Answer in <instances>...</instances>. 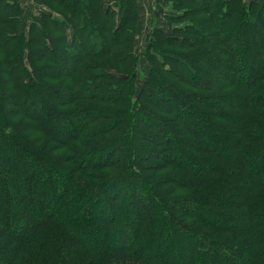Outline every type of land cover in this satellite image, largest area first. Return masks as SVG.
I'll list each match as a JSON object with an SVG mask.
<instances>
[{
	"label": "trees",
	"instance_id": "trees-1",
	"mask_svg": "<svg viewBox=\"0 0 264 264\" xmlns=\"http://www.w3.org/2000/svg\"><path fill=\"white\" fill-rule=\"evenodd\" d=\"M213 1H217L210 5V12L214 11L215 27H225L227 35L236 37L244 33L247 28L246 46L250 54L248 68L244 73L246 82L243 81V83L241 81L243 76L236 72L243 65L240 64L236 55L228 51L224 52L230 58L227 59L229 62L219 58L222 47L227 46L222 37H219L212 46L204 47V38L216 36L214 27L200 29L201 25L205 24L200 22L184 30L187 34L182 39L165 36L164 42L171 46L182 48L187 45L199 48L190 52L179 51L176 54L158 47L157 50L163 59L155 56L160 71L157 70V73L152 75L151 86H153L149 94L154 95L156 99L160 96L163 100H168L169 102H166L170 105L169 108L173 106L172 99L176 96L181 102V108L172 107V112L179 114L175 119L181 120V124L171 123L172 119H161L162 116L156 114L152 108L149 116L152 118L153 127H160L159 120L165 123L167 120L174 134L166 130L154 134L147 132L142 134L137 131L131 137V132H126L127 142L130 143L132 140L135 144L139 157L137 162H131L130 158L123 156L128 146L127 142L125 144L122 142V147L118 145L120 141L113 139L86 138L90 139L84 146L87 148H76L75 162L78 167L76 170L68 169V167L66 170L62 169L59 162L69 160L70 157L52 156L50 152H53V148L47 141H44L41 149L37 147L35 142L39 138L29 136V124L35 121L38 128L46 131L48 137H52L51 140L54 142L61 140L65 142L66 140L61 139L62 136L73 139L75 135H82L83 132L94 128L99 130V134L108 130V128H100L103 125L95 126L94 122L102 118L112 119L113 112L117 116L124 112L127 106L116 110L110 107H99L87 101V99L92 100L89 98L91 95L95 97L97 91L86 95V89L100 87V94L104 93L115 102L122 104L123 95L128 89V80L121 78L120 84L112 85L109 83L110 80L119 81L120 78L108 74L109 81H97L101 77L99 67L93 66L89 71L82 72L87 65L83 66V63L93 57L92 54L96 52H99L98 56L111 55V46L120 44L121 33L126 32L122 30V26L130 21L126 20L125 23L123 20L122 24L116 26L113 16L108 15V11L104 12L103 5L97 0L92 2L91 0H59L62 8L69 15L62 14L61 9L60 14L48 12L44 15L48 20L42 19V24L33 23L32 34L27 36L25 22L20 15H15L19 8L16 9L12 5L11 11L5 10L3 17L9 29L13 31L0 30V48L4 49L0 54L5 53V56L0 59L2 74H0V82L3 88L2 98L9 101L11 106L4 107L3 117L0 119V143L3 144L0 146V151L2 156H8L12 160L8 162L3 158L0 160V182L6 178L9 181L14 180L9 176L7 164L12 161L20 164L22 170H26L24 186L36 195L37 210L45 214L44 218L39 217L34 222L29 217L17 222L14 220L13 212L5 209L4 201L0 200L2 208H0V223L6 224L4 228L18 236L19 241L24 244L14 247L0 241V264H264V83H260L264 81L262 57L264 56V22L257 19L264 16V3L260 5L253 3L252 6L256 5L254 8L246 5L243 0H210V2ZM130 4L121 8L122 15L128 19L132 16ZM10 5L7 4V7ZM256 11L258 13H255ZM0 15H2L1 11ZM70 26L74 27L73 43L66 44L74 46L75 52L67 49L65 44ZM191 34L195 37L198 35L203 40L196 39ZM108 44L107 49L105 46ZM14 47L16 49H12ZM102 47L104 50L100 49ZM50 48L54 49L51 53ZM25 49L30 51L31 74L34 77V80L29 79L27 82L25 77L29 76V71L24 62ZM58 53L61 54V60L57 58ZM45 55H54L53 59L57 65L47 63L42 65L40 57ZM112 55L122 59L124 53L120 51L119 54ZM183 59L190 63L205 59L210 61V68L199 65L193 70L189 69L191 83L189 78L174 82L162 75L166 72L174 78L179 77L175 73L177 71L173 70L177 64L183 63ZM181 70L180 72H185ZM4 73L17 74L18 78L20 77V82L17 83L18 93H10L11 80L4 81ZM49 74L69 77V85L48 83ZM222 78L227 81V84ZM154 80L158 83L154 84ZM34 81L44 91L43 95H39L32 89ZM163 84L165 86H162ZM155 90L162 91L164 94L154 92ZM169 90L173 92V95L175 94L174 98L169 94ZM54 98L58 99L55 103L52 102ZM43 102L49 104L54 117L69 120L68 123L75 135H71L64 129L62 131L58 123L44 122L47 111L39 105ZM64 102L72 104L73 107L60 108L59 106H62ZM148 103L154 104L156 109L159 108L152 100ZM12 105L24 106L30 115L15 122L16 111ZM193 109L197 110L201 117L205 135L207 133V137L218 149L214 151L220 154L201 153L204 151L203 148L200 149L201 142L196 143L192 140L193 128H200L194 122ZM80 111L87 113L89 120H81ZM218 118L225 121L219 123ZM105 126L109 127V125ZM94 135L96 133L92 134ZM162 139L168 144L167 149L152 147L150 152L153 155H150L141 144V142L150 141L159 145ZM12 142L16 155L14 153L12 155L10 150ZM172 143L178 144L176 151L188 162L175 166L170 171L171 174L167 175L168 180L171 184L174 182L178 188L195 186V192L186 198L180 196L169 200L167 192L158 187L160 183L156 185V182L152 181L151 177L154 175L149 174V171L154 169V164L149 161L150 158H159V155L168 157L167 161H172L175 157L171 149ZM118 148L122 151L120 157L122 159L118 162H125L119 170L123 172L121 177L111 178V180L109 178L106 183L99 184L98 189L88 187V190L82 186L78 187L82 184L80 182L77 184L74 180V172L79 170L90 172L89 169H102L103 166H108V160L115 158V151H118ZM33 154H37L40 160H44L40 164L47 171V181L52 184V186L49 185L50 191L48 187L40 188L42 177L37 175L35 177L29 173L30 171L28 172L33 167ZM88 157L90 159L96 157L98 160L91 162ZM55 168H57L56 172ZM57 171L60 172L59 185L53 179ZM255 171L261 173L262 177L253 178L252 174ZM66 172L70 174L65 180ZM102 175L103 172L98 176ZM60 184L63 185L60 186ZM124 185L131 190V198L120 202L121 196L125 194ZM0 194L8 195L6 191H0ZM44 195L50 196L51 199L48 203L42 204L41 199H44ZM13 197L16 198V194L13 193ZM34 202L31 200L28 204L31 206L29 208L27 206L26 211L35 207ZM107 202L112 203L108 214L105 213ZM145 202L146 205H143ZM149 204L152 205L149 206ZM97 206L98 215L95 212ZM155 206H162V208H155ZM127 211L132 215L130 222H125ZM176 211L183 213L182 217L176 215ZM27 212L30 215L31 211ZM177 222H181L179 225L181 229L178 231ZM77 224L86 235H92L89 227L103 233L104 241L100 249H91L92 247L85 243L83 236L68 232V226ZM123 227L126 239L118 242L119 245L112 244L111 239L116 237L117 230ZM29 251L35 253L31 255V258L25 256Z\"/></svg>",
	"mask_w": 264,
	"mask_h": 264
},
{
	"label": "rangeland",
	"instance_id": "rangeland-1",
	"mask_svg": "<svg viewBox=\"0 0 264 264\" xmlns=\"http://www.w3.org/2000/svg\"><path fill=\"white\" fill-rule=\"evenodd\" d=\"M97 1H99L100 4L103 5L104 12L108 11L107 14L110 16H113L116 26L122 24L123 20L125 21V23H126V20L130 21L129 23L127 22L125 26H122V30H125L126 32L121 33L122 34L121 43L118 45L111 46L112 49L110 50L112 54L117 55L119 54L120 51H122L124 55H122L121 57L122 59H118L116 57H113L112 54L111 55L102 54L101 56H98L99 52H96L95 54H92L93 57H90L86 62L83 63V66L85 64L87 65L84 66V69L82 70V72L89 71V69L93 68V66L99 67L101 77L97 79V81H109L110 79L107 78L108 74L109 75L112 74V76L114 77L118 76L117 78H120V80L119 81L110 80L109 83H111L112 85H115V84L117 85V84H120V81L122 79H126L128 80V89L123 95L124 100L122 101V104H120L119 102H115V100L111 99L110 96H107L104 93L100 94L101 92L100 87L98 88L89 87L86 89V92H87L86 95H91L93 93H96V91H97V95H95V97H92L91 95V98L89 99H92V100L87 99V101H90L91 103L99 107H102V108L110 107L113 110H116L118 108L123 109L125 105L127 107L124 109V112H122L121 114L117 116H116V113L113 112V114H111V116H113L112 119L102 118L94 122V125L95 126L97 125V127L103 125L100 128H104V129L108 128V130H106L105 133L99 134L98 133L99 130H95L97 128H94L93 130H87L83 132L82 135L81 134L75 135L74 134L75 132L72 130L70 124L68 123L69 120H67L66 118L60 119V117H56V116L54 117L53 110L50 108L49 104H47L46 102L39 104L44 111H47V113L45 114V118H44L45 123L47 124H49L50 122L58 123V126L60 127L62 131L64 129L66 132L70 133L71 135L74 134L76 136L73 139L72 137L62 136L61 139L66 140L65 142L62 140L54 142L51 140L52 137H48L46 131H43L41 128H38L35 121L30 122L29 124L30 125V131L28 132L30 134L29 136L32 135L34 138H37V139L39 138L35 142V145L37 147L41 149L42 148L41 145L44 144V141L45 142L47 141L48 145L53 148L54 153L50 152L52 156H62L64 158L70 157L69 160H66L62 163L58 161L62 165V169L64 170H66L67 167L68 169L72 168V170L78 169L76 162H75V159L77 160L76 148H80V147L84 148L85 144L88 141H90V139L91 140H96L97 138L98 139H102V138L113 139L115 141H120L118 145H121L123 147V143L125 144V142H127L125 135H126V132L128 131L131 132V137L137 131H140L142 134H145V132L154 134V133L163 132L166 130L167 132L174 134V130L168 125L167 120H166V123L165 121L159 120L160 127L157 128L156 126L153 127V121H151L152 118L151 116H149L150 111L153 108L156 114L162 116L161 119L163 118L172 119L171 123L176 122V123L181 124V120L175 119L176 116H178L179 114L176 115L174 112H172L173 108L174 109H177V107L181 108L180 107L181 102L176 98L175 94L174 95L172 94L173 92L171 90L168 91L169 94L173 96V98L175 96V99H172L173 108L172 107L169 108L170 105L167 103L169 102L168 100H163L160 96H158V98L162 100H157L158 98L156 99L154 95L151 96L149 94L152 91V86H153V85L151 86L152 75L156 74L157 70L160 71L159 65L155 60V56L158 59H163V56L158 52L157 49H159L158 47H161V49L165 51H173V52H176L177 54L179 51L190 52V51L198 50L199 48H196L193 46L189 47L187 45H185V47H182V48L178 46H171L170 44H167L164 42V40H166L165 36L167 37L170 36V38L176 37V38L182 39L187 34V33L186 34L184 33V30L192 27L195 23L200 24V22L205 23L204 25H201L200 29H204L205 27H209V28L214 27V30H216V33H217L216 36H212V37L208 36L207 38H204V40L202 37L198 35L195 37L194 35L191 34V36L195 37L196 39L202 38V40L204 41L203 43L204 47L212 46L219 37H222V40L227 44V46L222 47V52L219 58H222L223 61L227 62L228 61L227 59H230L228 58L226 54H224V52L227 53V51L236 55L238 57L240 64H243L242 67H240L236 72L239 73L240 76H243V79H241V81L246 82L244 73H245V70H247L248 68L247 62H248L249 54H250L246 46V39L248 36L247 28L244 30V33L236 37V36L227 35V28L225 27L224 28L220 26L215 27L213 23L214 18H215L213 14L214 11L210 12V5L217 3V1H213V2H210V0H97ZM243 2L246 5H250L251 7L255 8L256 5L252 6L253 3L254 4L258 3V5H260L264 3V0H243ZM128 3H131L129 6L130 7L129 9H130V12H132V16H130L129 19L126 16L122 15L123 13L121 11V8L123 6L126 7ZM7 4H11V5L7 7ZM12 5H14L16 9L19 8V11H17L15 15H20L23 22H25L27 36H30L32 34L31 27L33 23L42 24V19L45 21L48 20L44 16L48 12L60 14L59 12L61 9L62 14L69 15L68 12L65 11L64 8H62V5L60 4L59 0H2L0 1V11L2 12V15H0V30H3V31L11 30L7 26L6 20L4 19L3 16L5 14V10L9 9L7 11L8 12L11 11L10 8L12 7ZM84 6L86 5L84 4ZM51 7L54 9H52ZM255 13H258V11H256ZM11 15H14V14H11ZM257 16L261 17L262 15H257ZM257 19H259V21L262 20L264 22V16H262L261 18H257ZM48 25L51 26V24H48ZM15 32L17 31L15 30ZM73 32H74V27L70 26L67 32L68 37H67L65 44L73 43V36H72ZM210 38H213V39H210ZM199 41H201V39ZM67 44H66V47H68L67 49L75 52L76 48L74 46L73 47L67 46ZM105 47L108 49L109 44L106 45ZM12 49H16V47ZM100 49L104 50L103 47ZM2 50L4 49L0 48V52H2ZM49 51L51 53L54 51V49L50 48ZM29 53L30 51L28 49H25V61L24 62H25V66L27 67L29 71V74H28L29 76L25 77L26 82L29 81V79L34 80V77L31 74L32 69L30 66L31 61L29 58ZM58 54L59 55L57 58L61 60L62 58L60 56L61 54L60 53ZM4 56H5V53L0 56V59H2ZM53 57L54 55L52 56L45 55L44 57H40V63L42 65L44 63H47L48 65L56 66L57 63L53 59ZM262 57L264 59V56ZM182 61L183 63L180 64L178 62L179 64H177L175 70H173V71H177L175 73H177L179 77L174 78L172 75L167 74L166 72L165 73L163 72L162 75L166 77L167 79L174 81V82L178 80L182 81L181 79L186 80L187 78L191 77L190 74L188 73L189 69L193 70L196 68V66H199V65L210 68V61H207L205 59H199L197 63L196 62L190 63V61H187L186 59H183ZM179 68L180 70L182 68V70H184L187 73L184 72L185 73L184 74L183 72H180ZM80 71L79 73H77L78 76L80 75ZM77 75L75 77H77ZM4 78H5L4 81L11 80L10 81L11 86L9 88L10 93H18L19 90L17 89V83L20 82V79H19L20 77L18 78L17 74L16 75L15 74L14 75L5 74ZM47 78H48V83L50 84L55 83L57 85L59 83H62V84L69 85V82H68L69 77L67 76H60V75L55 76L53 74H49ZM36 81L32 83V89L35 92H37L39 95H43L44 91L37 85ZM224 81H225L224 83L227 84V81L226 80ZM153 82L155 84L157 80H154ZM159 83L161 84V82ZM190 83H191V79H190ZM260 83H264V81ZM162 86H165V84H163ZM154 92H162V91L155 90ZM2 94H3V88H2V82H0V119L3 117L4 107L6 105L11 106L9 101L7 100L5 101L4 98H2ZM8 95H11V94H8ZM125 98L127 99V101ZM34 99H36V97H34ZM151 100L152 102H156L157 104L156 107L157 108L159 107L158 109L154 107L155 106L154 104L148 103V101H151ZM57 101H58L57 98L52 99V102L54 103ZM158 101L161 103H159ZM81 102L82 101H80V103ZM78 103L79 102H77V104ZM71 106L72 104H66L64 102V104L59 107L62 109H66V108H70ZM12 108L14 109V111H16V117L14 118L15 122L21 121L28 114L30 115V112L24 106L15 107L12 105ZM103 112L105 113L107 111H103ZM193 113H194L193 114L194 122L196 123V125H199L200 128L198 129L193 128V132H191L192 140L195 141L196 143L201 142L200 149L202 148L204 149V151H201V153L212 152V153H216L217 155L220 154L219 152L217 153L214 151L218 149L215 147V144L214 145L212 144L211 139L207 137V133L205 135L204 127L203 125H201V117L197 113V110L193 109ZM31 115H34V114H31ZM79 117L83 121H87L90 118L87 113L81 112V111L79 112ZM222 121H225V119L218 118L219 123ZM105 125H109V127ZM88 131L91 133L89 134ZM93 133H96V135L92 136ZM86 138H90V139H86ZM139 141L141 140L139 139ZM13 144H14L13 142L10 143L11 145L10 150H11L12 155L13 153L16 155L14 149L12 148ZM141 144L144 145V147L149 151L150 155H153V153L150 152L152 147L162 148V149L163 148L167 149L166 147H168V144L165 142L164 139L161 140L159 145L153 144L150 141L141 142ZM2 145L3 144L0 143V146ZM177 147H179L177 143L171 144V149L173 153H175V157L174 158L171 157V159L173 158L172 161H167L166 159L168 157L162 156V155H159V158H150V161H149V163L152 162L154 164V169H152V171H149V174L154 175L151 177L152 181L156 182L155 183L156 185L157 183H160V186L158 187L162 188L164 191L167 192L166 193L167 199L169 200L175 199L176 197H180V196L186 198L188 196L193 195V193L195 192L194 191L195 186L191 188H188V187L178 188L174 182H172L171 184L170 183L171 181L168 180L169 178L167 177V175L171 174L170 171H172V169H174L175 166H178L180 163L188 162L187 159L183 158V156L180 155L178 151H176ZM118 149H119L118 151H115V158H113L111 161L108 160L109 162L108 166H103L102 169H89L91 170L90 172L87 170H86L87 172L85 170L83 171L79 170L76 173L74 172V175H75L74 180L77 182V184L79 182L80 184H82V185H78V187L82 186L84 188H87L88 190H89L88 187L93 188V189H98V185L106 183L109 180V178L111 180V178L118 179L119 177H121L123 172H120L119 170H120V167L123 166L125 162L123 161L118 162V160L122 159L120 158L122 156V151L120 150V148ZM123 153H124L123 156L130 158L129 161L131 162L138 161V158H139L138 153L136 152V147L132 140H130V143H128L126 152L124 151ZM33 155H34L33 167H32V170L30 169L28 170V172L30 171L29 173L35 177L36 175L42 177V179L40 180V188L48 187L50 191L52 184H50L47 181V177H48L47 171L40 164V162H44V160H40L37 154L36 155L33 154ZM144 155H145V152H144ZM2 158L6 162L12 160L8 156H2V153L0 151V160ZM88 158H89V161L91 162L94 160H96L97 162L98 160V158L96 157L91 158V159L90 157ZM88 158H87V161H88ZM111 163H114V164L110 165ZM6 169L9 173V176L12 177V179L14 180L9 181V179L6 178L0 182V191H6V193H8V195H3V196H1L0 194V200L4 201L3 207L13 212L14 220H16L17 222L21 219H25V218L28 219V217L31 219L32 222H34L39 217L44 218L45 212L37 210L38 209V206H37L38 199L36 195H33L32 190H28L24 186V183L26 181L24 172L26 170L25 169L22 170L20 164L18 163L16 164L15 161H12L11 163L7 164ZM56 170L57 168H55V172ZM101 172H103V175L98 176L101 174ZM50 173H53V172H50ZM59 173H60L59 171H57V173L55 174L53 173L54 174L53 179L57 182L58 185H59V178H58ZM69 174H70L69 172H66V175L63 174L65 175L64 177L65 180H66V176H68ZM252 175H253V178H257V179L262 177V174L256 171ZM64 179L63 181H65ZM158 179H160L159 182H157ZM112 182H114V180ZM95 184H96V188H94ZM62 185L63 184H60V186ZM124 187H125L124 188L125 194L121 196V199L119 200L120 202L126 201L127 199L129 200L131 198V195H130L131 190L126 185H124ZM12 192L16 194V198L13 197ZM50 199H51L50 196L44 195V199L43 200L41 199L42 201L41 203L42 204L48 203ZM31 200L35 201L34 202L35 207L31 208V210H27V211H31L29 215L28 212L26 211V208L28 204H30ZM41 203L39 202V205ZM143 205H146V202ZM151 205L152 204H149V206ZM105 207L107 209L105 208L106 212L105 211L104 212L108 214L110 212L108 210L112 208V203L107 202L105 204ZM158 207L162 208V206H155V208H158ZM165 208L167 207L165 206ZM168 209L170 210L169 207ZM98 211L99 209L97 206L95 208V212L97 213V215L99 213ZM127 212L128 213H127L125 222H130L132 215L129 213V211ZM171 212L173 213V211ZM182 214L183 213L176 211V215L182 217ZM123 220L124 218L122 219V221ZM4 223H6L5 220H4ZM5 225L6 224L3 225V223H0V241H2L3 243L14 245V247H17L18 245H24L21 241H19L18 236L10 233L9 231H7V229L4 228ZM177 225H178L177 226V231H178L179 229H181L180 228L181 226H179L181 225V222L180 223L177 222ZM79 227H80L79 224L70 225L67 227L68 232H71V234L76 235V236L77 235L83 236L85 243L88 246H91L92 247L91 249H97V250L100 249L99 247L104 241L103 233L100 230H96L92 227H89V231L92 232V235H89V234L86 235L84 233V230H81ZM4 231L10 233L11 235L6 234ZM125 239H126V236L124 234V227H123L122 229L117 230L116 237H113V239H111V242L112 244L116 243V245H119L118 242L125 240ZM27 253L28 254H26L25 256L28 258H31V255L35 254L34 251H29Z\"/></svg>",
	"mask_w": 264,
	"mask_h": 264
}]
</instances>
